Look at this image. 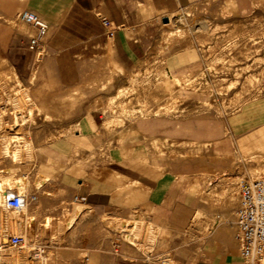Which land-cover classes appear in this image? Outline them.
<instances>
[{
    "label": "rangeland",
    "instance_id": "374dc122",
    "mask_svg": "<svg viewBox=\"0 0 264 264\" xmlns=\"http://www.w3.org/2000/svg\"><path fill=\"white\" fill-rule=\"evenodd\" d=\"M17 14L0 19V192H31L32 181L21 172L30 171L38 155L46 164L33 184L41 187L53 175V155L65 160L54 152L60 140L87 145V150L75 151L77 167L86 168L91 145L79 135L86 117L97 121V143L103 139L109 147L141 127L147 134V150L171 159L172 169L183 173L180 179H186L205 201L218 186L238 197L241 178L264 176V155L241 156L231 141V158L226 159V149L220 145V136L229 134L237 120H244L247 105L264 96V6L235 10L221 3L178 11L169 16L158 49L138 67L126 74L103 68L93 75L88 74L91 69H84L88 77L69 84L59 82L55 69L34 63L25 48L28 24ZM154 123L163 130L170 127L172 133H149ZM209 127L214 133L202 131ZM41 192L47 195L44 205L30 199L22 210L5 208L1 195L0 264H87L93 253L104 248L109 252L103 263L116 264L110 256L113 239L135 244L150 262L160 264L157 257L168 254L182 264L176 258V245L168 249L171 233L142 212L126 219L91 210L87 215V206L80 202L64 204L57 212L51 191ZM203 222V213L195 212L192 227ZM204 223L209 229L210 223ZM15 233L24 236V248L7 243ZM33 242L46 245L44 257L34 256L29 247Z\"/></svg>",
    "mask_w": 264,
    "mask_h": 264
},
{
    "label": "crops",
    "instance_id": "0c3cea01",
    "mask_svg": "<svg viewBox=\"0 0 264 264\" xmlns=\"http://www.w3.org/2000/svg\"><path fill=\"white\" fill-rule=\"evenodd\" d=\"M221 3L235 10L252 11L256 5L264 6V0H0V19L8 20L23 9L38 11L48 22L47 35L40 47L31 49L29 39L34 30L26 23L29 32L24 35L25 48L34 57V63L38 61L55 69L59 82L69 84L88 77L84 69H91L88 74L93 75L99 73L95 69L103 68L118 74L128 73L148 53L158 49V41L167 28L166 17L189 7L198 9ZM104 17L112 21L113 35H109L103 24ZM167 65L173 67L171 63ZM243 118L232 124L229 134L220 136L226 159L231 158V141L241 156L264 155V96L247 105ZM98 127L97 121L88 117L81 124L79 135L91 145V157L85 159L87 167L83 170L77 167L75 151L87 145L65 139L54 145V152L65 160L53 155V175L41 187L33 184L44 163L41 156H37L30 171L21 172L32 181V190L26 193L27 207L30 199L36 205H44L47 195L41 191L48 190L52 203L58 206L57 212L71 202L86 205L87 215L91 210L95 215L107 213L126 219L133 212H142L171 233L166 239L168 249L176 245V258L182 264H248L241 254L235 224L240 190L237 197L228 188L218 186L209 193L208 201L202 200L186 179H180L182 172L172 169L171 159L147 150V134L141 127L123 135L122 142L112 147L103 139L97 143ZM149 128V133H172L170 127L163 130L161 124L154 123ZM202 131L214 133L211 127ZM127 136L132 139H126ZM158 166H164V170L160 172ZM9 191L13 190L0 192V197ZM197 211L203 213L204 222L210 223L209 229L204 222L192 227ZM110 241L116 242L110 250L116 264H157L148 261L146 252L135 244L121 239ZM107 251L104 248L93 253L87 264H105Z\"/></svg>",
    "mask_w": 264,
    "mask_h": 264
},
{
    "label": "built area",
    "instance_id": "2783aa9c",
    "mask_svg": "<svg viewBox=\"0 0 264 264\" xmlns=\"http://www.w3.org/2000/svg\"><path fill=\"white\" fill-rule=\"evenodd\" d=\"M17 17L20 21L28 23L34 28V32L29 39V47L31 49L40 47L47 35L48 22L40 14L31 9L19 11ZM102 22L107 28L109 35H113L115 27L112 21L104 17ZM238 184L240 200L235 211L237 239L243 258L248 264H257L264 261V176L243 177L239 180ZM26 202V194H22L16 190L7 193L4 199L5 206L9 209L22 210ZM7 243L15 248H24L27 245L22 233L10 235ZM1 245L0 243V247H2ZM29 247L36 258L44 257L46 252V245L44 243L33 242ZM157 258L160 264H179L168 254H162Z\"/></svg>",
    "mask_w": 264,
    "mask_h": 264
},
{
    "label": "bare ground",
    "instance_id": "6f19581e",
    "mask_svg": "<svg viewBox=\"0 0 264 264\" xmlns=\"http://www.w3.org/2000/svg\"><path fill=\"white\" fill-rule=\"evenodd\" d=\"M0 99H1V97H0ZM4 100V99H3ZM9 192H13V191H9ZM9 192H7V193H9ZM6 193V194H7ZM6 196V195H5ZM4 199H5V197H4ZM3 199V200H4ZM3 206L5 207V208H7L6 206H5V203H4V201H3ZM27 207V202L25 203V206H24V208H26ZM10 249V248H9ZM29 262H32V260H29ZM31 264V263H30Z\"/></svg>",
    "mask_w": 264,
    "mask_h": 264
},
{
    "label": "water",
    "instance_id": "95a60500",
    "mask_svg": "<svg viewBox=\"0 0 264 264\" xmlns=\"http://www.w3.org/2000/svg\"><path fill=\"white\" fill-rule=\"evenodd\" d=\"M164 20L167 22V21H169V18H168V17H166Z\"/></svg>",
    "mask_w": 264,
    "mask_h": 264
}]
</instances>
